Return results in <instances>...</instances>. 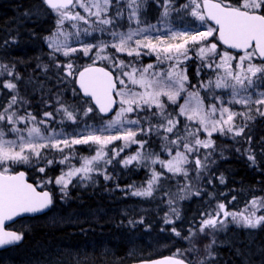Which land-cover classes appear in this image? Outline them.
<instances>
[{
	"label": "snow or ice",
	"instance_id": "6c2138e0",
	"mask_svg": "<svg viewBox=\"0 0 264 264\" xmlns=\"http://www.w3.org/2000/svg\"><path fill=\"white\" fill-rule=\"evenodd\" d=\"M153 2L160 9L156 23L142 18L147 0H41L56 16L55 31L45 39L54 66L63 73L58 79L63 82L71 78V83L78 85V89H71L74 96L83 93L90 98L84 101L87 107L66 103L62 93H57L54 111H44L38 118V114L24 107L28 101L20 95L17 82L21 77L15 65L0 63V78L8 77L0 79V89L9 94L7 104L0 105V248L18 244L24 238L23 232L8 230L7 221L24 213L45 212L53 206V194L48 190L38 191L37 187L59 186L60 198L64 200L74 179L80 183L91 181L93 173L111 179L107 165L132 145L137 146V151L118 163L124 167L135 163L151 168L146 186L128 185L132 196L153 197L154 191L162 187L160 181L166 172L185 181L178 185L176 193L165 192L169 197V212L164 216L166 225H174L173 217L181 218L175 206L178 200L201 195V190L193 191L190 173L194 172L196 179H200L210 162H215L211 160L217 148L214 134L244 139L249 144L244 150L247 159L256 165L252 137L245 130L257 117L264 118V0ZM77 9H82L83 14ZM176 17L181 21L192 17L200 26L193 28L182 23L177 27L173 22ZM122 21L128 24L126 31L119 30ZM209 21H214L215 26L209 25ZM66 22L72 31L65 28ZM205 25H208L206 30L201 31L200 27ZM93 33H99L101 38L97 39ZM105 35L109 39H103ZM81 36L92 37L96 42L85 43ZM70 38H74L78 47L69 44ZM220 45L239 52L220 51ZM76 53L88 57L92 63L78 67L72 59ZM120 53L132 59H121ZM57 54L68 58V62L56 60ZM152 55L156 57L155 63H141L142 56ZM194 59L199 61L196 84L188 74V62ZM97 61L106 66H97ZM43 69L46 72L48 65H43ZM202 73L208 76L206 80L200 79ZM218 89L225 91L217 93ZM181 99L183 103H179ZM44 103L51 106L52 101ZM236 105L242 106L241 109L236 110ZM95 109L104 114L115 111V115L102 121L99 127L89 125L84 118ZM66 122L76 125L72 132L64 131ZM152 137L160 140L161 150L168 154V159H161L159 153L147 149ZM116 141H122L121 146L109 148ZM78 145L95 146V154L79 157L82 162L76 167L71 161L77 158ZM18 164L32 165L45 176L46 170L55 164L65 168L60 175L42 178L34 185L28 183L24 171L13 169ZM157 164L161 171L151 167ZM218 179L225 183L223 175ZM262 209L264 196H254L247 202L246 210L240 212L229 211L228 205L220 201L211 210L200 212L198 221L193 218L188 235L181 236L175 226L171 232L189 242L187 252L197 251L198 235L211 236L204 246L205 255L197 262L206 264L215 256L212 251L215 233L229 219L244 228L256 229L264 226V214H257ZM143 222V218L128 221L132 226ZM185 251L177 249L170 256L141 264H192Z\"/></svg>",
	"mask_w": 264,
	"mask_h": 264
},
{
	"label": "trees",
	"instance_id": "16d2710c",
	"mask_svg": "<svg viewBox=\"0 0 264 264\" xmlns=\"http://www.w3.org/2000/svg\"><path fill=\"white\" fill-rule=\"evenodd\" d=\"M186 2L188 0H177V4ZM145 8L150 15L159 12L153 0H147ZM40 11L43 14L39 15ZM55 21L53 13L42 5L41 0H0V63L15 65L21 77L17 82L20 95L29 103L25 105L27 110L38 114V118L44 111H54L57 93H62L66 103L80 108L88 106L84 103L88 99L72 93L71 89L76 85L71 83V78L63 82L58 79L63 73L49 56L51 49L45 38L55 30ZM220 48L224 49L221 45ZM74 59L80 68L91 63H84L82 58ZM56 60L64 63L58 57ZM97 64L106 66L100 61ZM43 65H48L46 72ZM8 98L7 90L0 89V105L7 104ZM45 100L52 101L50 110H46L42 103L37 104ZM100 118L94 110L84 120L90 124ZM59 119L57 116L56 120ZM52 126L57 127L55 124ZM65 126L71 130L76 127L71 122H66ZM245 132L252 137L256 165L247 159L244 150L249 144L244 139L237 138L240 140L237 142L231 136H215L217 148L211 157L215 162H210L207 172L203 173L199 184L197 182L201 195L178 200L176 207L181 218L176 220L173 217L174 225L164 223L163 208L168 206L169 198L165 192L175 191L182 182L170 187L165 177L160 181L162 187L154 191L153 197L130 196L128 185L136 188L145 186L150 167L129 166L127 170L116 167L107 181L101 178L102 174H97L98 180L93 185L84 188L75 184L70 186L64 200L57 197L55 190L41 185L39 188H47L53 194V206L42 215L23 217L11 225L17 232H23L24 238L15 246L0 250V264H129L172 255L177 249L187 250L189 242L175 236L171 227L175 226L181 236H186L193 218L198 221L200 212L211 210L218 202L226 203L232 212H240L254 196H264V118L251 122ZM153 139L155 141L150 140L147 149L163 153L160 140ZM237 148L240 152L236 151ZM85 151L86 148L76 151V154L86 157ZM13 169H24L28 180L35 185L41 180L32 165L18 164ZM52 174L56 176L57 173L46 170V175ZM221 175L225 177L224 184L218 179ZM210 178L211 183H208ZM233 196L236 197L234 201ZM149 199L160 203L151 204ZM167 210L168 213L169 208ZM141 217L142 224L129 225V220L139 221ZM211 239V236H197V251H185L192 264H197L205 255L204 246ZM215 239L216 244L212 248L214 259L206 264H264V226L248 229L230 222L215 233Z\"/></svg>",
	"mask_w": 264,
	"mask_h": 264
},
{
	"label": "rangeland",
	"instance_id": "374dc122",
	"mask_svg": "<svg viewBox=\"0 0 264 264\" xmlns=\"http://www.w3.org/2000/svg\"><path fill=\"white\" fill-rule=\"evenodd\" d=\"M77 11H81V13L83 14V10L82 9H77ZM142 12H143V15H142V18L143 19H145L146 21H148V22H150V23H156V19H157V16H158V14H159V12H160V9H159V12L157 13V15H150V13H148L147 11H146V8L144 7V9L142 10ZM41 14H43V12L42 11H40V13H39V15H41ZM53 15H54V17H55V19H56V16H55V14L53 13ZM193 20H194V18H192V17H184V19H183V21H181V19L179 18V17H176L175 19H174V23L176 24V26L177 27H180V26H182V23L183 24H189L191 27H193V28H196V27H199L200 25H199V22L198 21H196V22H193ZM82 23V22H81ZM122 23V27L119 29L120 31H126L127 30V28H128V24H127V22L126 21H122L121 22ZM209 24V23H208ZM210 25V24H209ZM208 25H205L204 27H200V30L201 31H203V30H206V27H207ZM133 27H135V25H133ZM65 28H67L69 31H72V29L69 27V24H68V22H66L65 23ZM55 30H53V32H54ZM53 32H51L49 35H47L46 37H48V36H50ZM93 36L94 37H96L97 39H100L101 38V36H100V34L99 33H93ZM103 39H105V40H107V39H109V37L108 36H104L103 37ZM210 40H211V38H209ZM81 40H83L85 43H95L96 41L92 38V37H84V36H81ZM69 44L72 46V47H78V44L76 43V42H74V38H70L69 39ZM47 43V42H46ZM48 45V44H47ZM110 51H113V50H111L110 49ZM220 51H224V49H221L220 48ZM119 55V57L121 58V59H132V58H130V57H127L126 56V54H124V53H120V54H118ZM57 57L60 59V60H63V62L64 63H67L68 62V58H66V57H63L62 55H59V54H57ZM56 57V58H57ZM74 58H82V60H83V62L84 63H86L87 61H91L88 57H85V56H83L81 53H76V54H73V57H72V59H74ZM141 63L142 64H144V65H146V64H148V63H155L156 62V57H155V55H152V56H142L141 58ZM75 60V59H74ZM98 62V61H97ZM91 63H92V61H91ZM199 63V61H196L195 59L193 60V61H190V62H188V74H189V79L191 80V82L193 83V84H196L197 83V78L195 77V71H196V66H197V64ZM4 78H8V77H3V78H0V79H4ZM208 78V76L206 75V74H204V73H202L201 74V77H200V79H207ZM217 91V93H222V92H224L225 90H220V89H218V90H216ZM201 95H204V91L202 90L201 91ZM206 102H211V101H206ZM38 103H42L43 104V107L45 106V108H46V110H50V107L51 106H49V105H46L45 103H44V101H39V102H37V104ZM179 103H183V99H181L180 101H179ZM29 104V103H28ZM39 105V104H38ZM28 106V105H27ZM27 106H25V108H27ZM174 107V106H173ZM235 107V109L236 110H240L241 109V107L242 106H240V105H236V106H234ZM45 110V109H44ZM115 115V112L110 116V117H102V118H100V119H98L96 122H91L89 125H94V126H97V127H99V126H101V124H102V121H106V120H108V119H111L113 116ZM258 118H261V117H257V119ZM181 119H183V118H181ZM190 123H194V122H190ZM67 125H70V124H67ZM57 129L59 130V127L57 126ZM64 131L65 132H72V130L70 129V128H68L67 127V129H66V126L64 127ZM215 136H219L220 138H222V137H228V136H222V135H219V134H214V136H213V139H215ZM9 139H13L14 137L13 136H9L8 137ZM138 138H141V139H146L147 137H138ZM151 141H155V139H153V137L151 138ZM121 144H122V141H116V142H114L112 145H109V148H113V147H115V148H119L120 146H121ZM134 146H136V145H132L131 147H129V148H127V149H125V151L123 152V153H121V155L119 156V157H117V159H118V161L119 160H122L125 156H128V155H131V154H134L136 151H137V146L134 148ZM149 147V149H151V147L150 146H148ZM84 148H86V151H85V153H86V157H89V156H92V155H94L95 154V146H92L91 148H89V146H87V145H78V146H76V151H78V150H80L81 151V149H84ZM134 148V151L133 150H131V149H133ZM78 149V150H77ZM156 153H159V152H156ZM160 155H162V157H161V159H168L169 158V156H168V154L166 153V152H163V153H159ZM76 157L77 158H74V159H72V161H71V163L73 164V165H75L76 167H79L80 166V163L82 162L80 159H79V157H84L81 153L80 154H76ZM49 158H52L51 156L49 157ZM57 159H59V157H57ZM13 166H15V165H13ZM41 166H43V165H41ZM130 166H136L135 165V163L133 164V165H130ZM124 168V169H126V168H128V167H124L123 165H121L120 163H118L117 161H115V160H113V163L111 164V165H107V167H106V171H107V173L110 175V173H113L114 171V169H117V168ZM137 167V166H136ZM151 167H154L157 171H161V168H160V165L159 164H157V165H153V166H151ZM65 168V166L64 165H60V164H55V165H53V166H51L49 169H47V170H52L53 171V173L54 172H56L57 174H56V176H58V174L60 175V171H61V169H64ZM110 168V169H109ZM130 168H133V169H135L134 167H130ZM66 170V169H65ZM127 170V169H126ZM165 172H166V169L164 170ZM35 173H36V171H34ZM97 174H99V173H93V179L91 180V181H86V182H84V183H80L78 180H76V179H74L73 180V184H75V185H78V186H81V187H86V186H89V185H93V184H95L96 183V181L98 180V179H96V178H98L99 177V175H97ZM203 175V174H202ZM55 175H46L45 176V174H41V173H38L37 172V177L38 178H40V179H42V178H46V177H56ZM111 176V175H110ZM166 177H167V181H166V183H167V185H169L170 187H172V185L173 184H176V183H178V182H182L183 184L185 183V181H184V179H182L181 180V176H173V174H171V173H167L166 172ZM170 177V178H169ZM202 177V176H201ZM101 178L103 179V180H105L104 179V176L102 175L101 176ZM190 178H191V180H192V185H193V191H195V190H197L198 189V185H197V182H198V184H199V180L200 179H196V177H195V173L193 172V173H190ZM105 181H107V180H105ZM168 182H170V184H168ZM182 184V185H183ZM70 186H72V185H70ZM70 186H69V189H70ZM146 186V185H145ZM47 187H49V188H51V189H53V190H55V192H56V195H57V197L60 199V197H61V193H60V191H59V186H56V185H54V184H49V185H47ZM69 189H68V191H69ZM178 191V188L177 189H175V191H173V190H171L170 192H168V193H176ZM131 192V191H130ZM130 196H132L131 194H130ZM132 197H136V196H132ZM146 198V197H145ZM148 198V197H147ZM151 204L153 203V204H159L160 202H158V201H155V200H151V199H149L148 200ZM61 201L59 202V206H61ZM178 205V202H177V204L175 205V206H177ZM145 208H147V206H144ZM143 208V207H142ZM169 208V206H166V209L165 208H163V210H164V212L165 213H167V209ZM246 210V208H244L242 211H245ZM229 211H232V210H229ZM258 215L259 214H264V209H262V210H260L258 213H257ZM142 218V217H141ZM231 222V220L229 219V222L227 223V224H229ZM233 222H231V224H232ZM235 224V223H234ZM225 228V227H224ZM223 228V229H224ZM199 236H203V235H198V237Z\"/></svg>",
	"mask_w": 264,
	"mask_h": 264
},
{
	"label": "water",
	"instance_id": "95a60500",
	"mask_svg": "<svg viewBox=\"0 0 264 264\" xmlns=\"http://www.w3.org/2000/svg\"><path fill=\"white\" fill-rule=\"evenodd\" d=\"M208 23H209L210 25H212V26H215V22H214V21H209ZM222 47L225 48L226 50H229V51L234 52V53L239 52V50H236V49H229L227 45H222ZM97 66L104 67L103 65H100V64H97ZM76 88L78 89V85H76ZM80 95H81L83 98L90 100V98H88V97H84V96H83V93H80ZM95 110H96V111L98 112V114L101 115L102 117H109V116H111V115L115 112V111H113V112H110V113L104 114V113H100V112L98 111V109H95ZM17 171H24V172L26 173V177H25V178H26V180L28 181V183L34 184L33 182H31V181L28 180L27 172H26L24 169H20V170H17ZM34 185H35V184H34ZM37 190H38V191H41V190H48V191H50L49 189H40V188H38V187H37ZM49 210H50V209H49ZM49 210H46L45 212H41V213H24V214H21V215L15 217L12 221H7V222H6V228H7L8 230H10V231H16V230H14V229H10V228H8V226L11 225L13 222H15L16 220H18V219H20V218H23V217H33V216L42 215V214L48 212ZM15 245H17V244L9 245V246H5V247H3V248H0V250H3V249H6V248H9V247H12V246H15ZM166 256H170V255H165V256L155 257V258L146 259V260H140V261L132 262V263H129V264H141L142 261L162 259L163 257H166Z\"/></svg>",
	"mask_w": 264,
	"mask_h": 264
}]
</instances>
